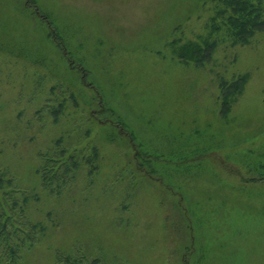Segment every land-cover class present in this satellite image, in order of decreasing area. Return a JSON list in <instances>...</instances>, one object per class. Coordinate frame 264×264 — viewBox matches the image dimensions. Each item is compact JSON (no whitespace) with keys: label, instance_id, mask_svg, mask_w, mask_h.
I'll use <instances>...</instances> for the list:
<instances>
[{"label":"rangeland","instance_id":"obj_1","mask_svg":"<svg viewBox=\"0 0 264 264\" xmlns=\"http://www.w3.org/2000/svg\"><path fill=\"white\" fill-rule=\"evenodd\" d=\"M223 7L0 0V203L37 226L17 264H264V29L231 43Z\"/></svg>","mask_w":264,"mask_h":264},{"label":"trees","instance_id":"obj_2","mask_svg":"<svg viewBox=\"0 0 264 264\" xmlns=\"http://www.w3.org/2000/svg\"><path fill=\"white\" fill-rule=\"evenodd\" d=\"M262 1L223 0L225 7L219 8L217 12L218 16H221L222 19L216 28L219 31L222 30L220 33L230 40L231 43L247 44L256 31L264 29V6L262 5ZM36 13L41 15V21L46 24L48 33L51 36V26L53 24L49 16L42 13L39 9L36 10ZM55 37L59 42L62 41L58 33L55 34ZM201 40V42L188 40L181 42L178 46L170 43L172 54L180 61L187 63L194 62L195 64L203 63L209 58L215 42L210 40V36L201 38ZM243 81L244 79L242 78L226 85V82H221L223 106L228 107L229 98L240 92ZM63 153L61 152V155ZM44 165L39 167V172L42 176V185L48 187L58 178H60V181L63 180V177L59 176L70 175L74 168H76L77 161L69 157L66 161L56 162L49 169ZM52 168L56 169L57 173L46 175ZM0 182H2L1 178ZM36 227L24 213L17 215L14 210H11V213L8 214L6 208L4 209L0 203V264H17L21 255L20 246H24L25 242L32 244L36 241ZM58 260L64 264H75L69 257H58Z\"/></svg>","mask_w":264,"mask_h":264}]
</instances>
